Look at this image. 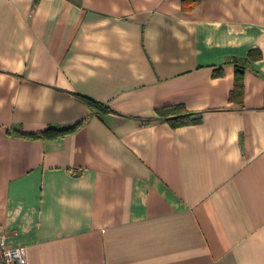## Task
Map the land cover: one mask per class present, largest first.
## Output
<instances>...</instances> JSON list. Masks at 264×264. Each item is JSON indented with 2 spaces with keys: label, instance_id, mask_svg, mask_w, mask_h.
Segmentation results:
<instances>
[{
  "label": "crops",
  "instance_id": "1",
  "mask_svg": "<svg viewBox=\"0 0 264 264\" xmlns=\"http://www.w3.org/2000/svg\"><path fill=\"white\" fill-rule=\"evenodd\" d=\"M1 241L26 264H264V0H0Z\"/></svg>",
  "mask_w": 264,
  "mask_h": 264
},
{
  "label": "trees",
  "instance_id": "2",
  "mask_svg": "<svg viewBox=\"0 0 264 264\" xmlns=\"http://www.w3.org/2000/svg\"><path fill=\"white\" fill-rule=\"evenodd\" d=\"M196 1V0H195ZM249 57L256 58L260 57L259 54L253 55L252 53L249 54ZM239 71V70H238ZM242 79L240 77V74L237 73V78L235 81V86L233 91L230 95L231 101H239L242 96ZM80 100L87 103L90 107H92L98 115H100L102 112H109V109H107L102 104L96 103L92 100H89L82 96H77ZM194 114H190L184 110L182 106H167L165 108L159 109L154 111V117L157 121H163L168 123L172 128H177L181 125H184L188 122L192 123H198L200 121V118H194ZM81 123L76 124L71 127H49L45 131L33 136L34 138H41V139H53V138H61L64 136H67L71 133H73Z\"/></svg>",
  "mask_w": 264,
  "mask_h": 264
},
{
  "label": "built area",
  "instance_id": "3",
  "mask_svg": "<svg viewBox=\"0 0 264 264\" xmlns=\"http://www.w3.org/2000/svg\"><path fill=\"white\" fill-rule=\"evenodd\" d=\"M26 253L22 247H9L0 242V264H26Z\"/></svg>",
  "mask_w": 264,
  "mask_h": 264
}]
</instances>
